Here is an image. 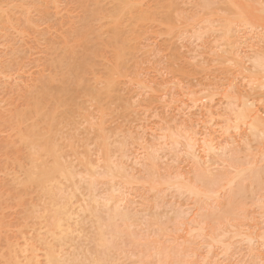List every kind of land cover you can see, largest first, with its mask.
I'll use <instances>...</instances> for the list:
<instances>
[{"label":"rangeland","instance_id":"rangeland-1","mask_svg":"<svg viewBox=\"0 0 264 264\" xmlns=\"http://www.w3.org/2000/svg\"><path fill=\"white\" fill-rule=\"evenodd\" d=\"M125 2L129 12L122 13L112 28L119 31L116 34L125 44L124 51L120 52L122 61L116 64L119 48L97 47V56L92 57L94 72L85 74L82 82L84 86L91 85L97 76L110 69L114 74L109 95L88 102L84 86L79 85L75 87L77 111L87 116L77 114L73 125L67 122L51 125L50 116L46 118V115L43 119L47 122L40 120V127L49 129L45 131L54 136L52 142L57 152L63 153L64 162L80 168L79 159L98 161L100 166L95 167V177L106 171L105 159L124 167L113 178L109 175L94 181L93 188L99 192L101 203L94 208L87 206L103 222L107 205L102 197L123 191L126 196L119 209L133 222L121 225L116 235L106 234L113 246L103 251L95 239L98 222L87 215L77 226L81 231L75 233L79 234L73 245L77 260L85 263L96 257L100 264H158L159 250H176L169 264H264V244L257 234L250 243L241 234L233 235L230 231L243 227L250 232H264L263 144L251 137L246 127L223 131V119L231 106L226 96L229 90H247L245 93L253 97L259 94L238 80L241 78L238 67L245 74L255 72L253 61L259 53H264V29L244 31L239 25H231L229 20L236 15L233 0ZM89 3L91 0H58L64 23L57 35L42 29L23 42L13 35L6 39L0 37V51L9 47H24L27 51L26 77L12 73L10 85L16 80L24 90H34L39 74L49 71L48 51L41 49L49 46L46 41L53 40L57 45L67 35L78 39L76 30L84 24H97V18H90L87 12L85 5ZM114 3L117 0H100L99 16L107 18ZM143 12L147 13L145 18L140 17ZM34 20L46 26L53 23L54 12L50 10ZM72 23L78 27L73 33L67 32ZM239 58L243 63L238 62ZM4 59L0 52V67ZM69 77L71 81L72 76ZM192 96L197 98L196 103L189 101ZM255 102L261 105L262 101ZM23 105L15 94L7 92L4 80L0 79V112L8 116L14 106L19 109ZM8 123L13 125L12 120ZM179 130L195 133L197 141L193 151L184 140L176 147L171 144L166 135ZM9 132L10 129L2 131L0 140L7 138ZM206 144L212 145V149L206 148ZM27 148L21 146L17 156H13L12 150L0 151V167L6 166L0 169V194H3L0 214L7 223L28 222L20 229L23 232L5 234L19 242L36 235L38 221L28 212L40 213L45 199L30 188L24 190L27 194L22 204L16 205L11 199L19 189L17 182L24 177ZM5 154L19 157L21 165L6 163ZM44 158L47 157H40L38 162L46 161ZM239 166L245 168L244 175L219 189L213 200L195 199L185 189L161 184L180 179L183 186L204 183L214 187L234 175ZM85 176V173L77 175V179ZM128 179L132 182L125 186L119 184ZM87 185L86 182L78 184L85 194ZM71 189L67 187L64 192ZM77 209L78 215L83 214ZM216 229L226 233L221 236V243L213 244ZM178 252L181 257L175 262Z\"/></svg>","mask_w":264,"mask_h":264},{"label":"bare ground","instance_id":"bare-ground-1","mask_svg":"<svg viewBox=\"0 0 264 264\" xmlns=\"http://www.w3.org/2000/svg\"><path fill=\"white\" fill-rule=\"evenodd\" d=\"M125 1L117 0V3L112 5L110 12L107 14L108 17L105 18V16H99L102 12L99 7L100 0H91V3L85 6L89 17L97 18V24H84L79 31L76 30L79 36L78 39H72L67 35L61 37V40H59L61 43H57V45L52 42L53 40L46 41L49 46L41 49L48 51L49 71L45 73L47 75L44 73L39 74L40 77L36 78L37 82L33 91L24 90L23 87L18 86L16 80L13 85L9 84L11 82L9 78L12 79L11 76L14 73L17 75L14 74L16 77L23 79L26 77L25 73L28 68L26 70L25 62L28 56L24 47H9V49L0 51L2 57H5L3 60L4 65L0 67V79L4 80V87H6L7 92H12L13 96L15 94L17 98L23 101V104L25 103L19 109L14 106L16 109L13 108V112L8 116L0 112V133L10 129L7 138L0 140V151L12 150L13 156H17L21 146L24 145L29 148H27L28 164L22 170L24 177L17 182L19 189L12 194L11 199L15 201L14 204L16 205L22 204L27 194L24 191L26 188H30L35 194L45 197L40 213L28 212V215L33 216L38 221L37 225L39 224V227L36 228L38 230H36V235L30 237V239L23 238L19 242L5 235L8 231H20V229L25 228V225H28V222L27 224H25L26 222L7 223L0 214V264H100L99 259L96 257L90 258L85 263H80L77 260L73 245L75 239L79 237V234L75 233L81 231L77 227L80 222L87 215L98 222L95 239L99 242V249L103 251L113 246L106 234L116 235L119 233L121 225L133 222L130 221L126 213L119 209L120 203H123L121 201L126 196L123 191L118 195L113 194L102 197L103 202L107 205L104 223L87 206L91 205L94 208L101 203L99 192L93 188L94 181L109 175L113 178L118 173L117 171H122L123 165L116 164L112 159H105L103 167H106V171L101 176L95 177V167L100 166L98 161L92 163L88 158L79 159L78 163L82 165L80 168L67 163V161L65 163L64 160H61L63 153L59 151L58 153L52 142L54 136L46 132L49 129L43 128V131L40 127L41 122L46 121V119H43L45 115L46 118L50 116L49 124L53 123L51 125L62 124V122L72 123L71 125L76 123L74 118L78 114L79 104L75 101V87L84 84L82 82H84L85 74L94 72L92 60L97 56V47L115 46L119 48V52H117L119 56H117V59L115 58L117 60L116 64L122 61V53L120 54V52L124 51L125 44L123 38L116 34H119V31L112 28L116 27L122 13L129 12ZM233 2L236 7V15L229 20L231 25H239L244 31L264 29V2L260 0H233ZM50 10L54 12L53 23L46 26L36 23L34 20L36 16H43L44 13ZM146 16V12L140 15L141 18ZM63 23V12L58 8V0H0L1 38L6 39L7 36L13 35L15 39L23 42L30 34L39 32L42 29L48 31L47 33L57 35L62 32L61 26ZM77 27L72 23L68 26L67 32L73 33ZM9 45L11 44L8 43ZM236 48L238 49V47ZM258 55L253 61L255 72L245 74L239 66L238 70L241 78L238 80L244 81L245 85L255 89L259 94L253 97L245 93L247 90H229L226 96L230 99L231 106L227 110L228 116L223 119V131L230 132L231 130L238 131L243 127L248 128V134L259 139L260 143L263 144L262 154H264V53ZM238 62L243 63L241 58L238 59ZM113 74V71L107 69L96 77L95 83L82 86L86 89L83 92H87L88 102L97 101L109 95L113 83ZM69 76H72L73 81L68 80ZM65 78L67 79L65 80ZM66 82L68 85H66ZM61 97H63L62 101L56 102ZM11 98L13 97L10 96ZM256 100L262 101L261 105H258L255 102ZM189 101L196 103L197 98L192 96ZM78 115L87 116V114H81L80 111ZM88 117H85V119H88ZM11 120L13 125L8 123ZM38 125L42 130L38 129ZM166 136L174 147L181 143V140H184V144L189 149L193 151L196 148L197 138L194 132L179 130ZM205 147L212 149L210 144H206ZM70 149L74 150V145ZM43 156H46L47 158L44 159L47 160L38 162V159L43 158ZM48 156H51L49 157L51 160H48ZM5 159L6 163L10 162L16 166L21 165L19 157H8L5 154L3 160ZM0 169H6V166L1 165ZM244 171L245 168L239 166L234 175L223 179L214 187L204 183L198 186H183L180 184V179L168 183L161 182V184L166 187L173 186L178 189H185L195 199L213 200L219 189L230 186L238 177L244 175ZM84 173L86 174L85 177L77 179V175ZM14 175H16V171L13 172ZM80 182L88 184L86 194L79 188L78 184ZM130 182L132 180L128 179L121 181L119 184L125 186ZM67 187H72V189L65 193L64 190ZM85 195L87 196L85 197ZM1 198H3V194H0ZM110 201L112 203L109 205ZM77 208L82 211L83 214L80 212L82 216L78 215ZM40 229H43V231H40ZM225 231L216 229L214 231L215 235L212 237V243H221V236L226 233ZM230 231L233 235L241 234L250 243L256 238L255 234H257L261 243L264 244V232H250L243 227ZM33 232H35V229ZM40 250L42 253H40ZM173 252L177 253L176 250H159L157 252L158 264H169ZM70 253H73L72 256L65 255ZM180 257L181 254L178 252V255L174 256V261L178 262Z\"/></svg>","mask_w":264,"mask_h":264}]
</instances>
